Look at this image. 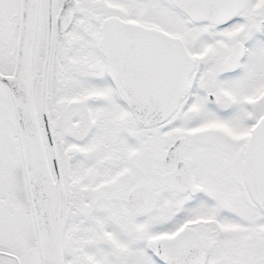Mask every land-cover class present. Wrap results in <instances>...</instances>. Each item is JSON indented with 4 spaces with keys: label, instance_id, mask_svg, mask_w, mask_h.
I'll return each instance as SVG.
<instances>
[{
    "label": "snow or ice",
    "instance_id": "1",
    "mask_svg": "<svg viewBox=\"0 0 264 264\" xmlns=\"http://www.w3.org/2000/svg\"><path fill=\"white\" fill-rule=\"evenodd\" d=\"M0 264H264V0H0Z\"/></svg>",
    "mask_w": 264,
    "mask_h": 264
}]
</instances>
